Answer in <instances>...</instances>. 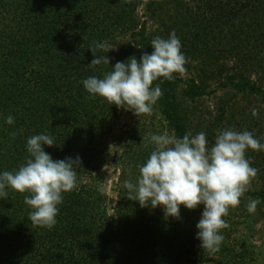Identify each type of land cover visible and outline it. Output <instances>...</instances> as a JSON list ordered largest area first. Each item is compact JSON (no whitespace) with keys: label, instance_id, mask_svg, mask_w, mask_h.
<instances>
[{"label":"trees","instance_id":"obj_1","mask_svg":"<svg viewBox=\"0 0 264 264\" xmlns=\"http://www.w3.org/2000/svg\"><path fill=\"white\" fill-rule=\"evenodd\" d=\"M139 1L0 0V175L14 173L26 163L27 140L38 134L54 139L53 146H43L53 159L79 156L81 160L75 168L76 187L62 193L57 223L51 229L33 226L28 219L33 209L24 198L30 193L5 188L7 196L0 197V264H154V253L174 264L192 259L182 236L185 230L197 228L199 216L193 209L182 205L179 218L168 217L160 206L141 207L138 202L134 209L121 199L110 214L99 203L98 185L90 178L93 171L88 163L96 157L90 144L101 136L97 133L103 119L111 122L117 116V108L99 95L91 97L82 81L90 76L103 78L116 62L153 51L154 34L146 32V22L138 29ZM150 4L152 14L161 21L160 37L167 39L174 30L186 59H202L194 68L203 77L192 80L188 91L192 105L187 100L179 102L176 88L183 82L181 77L166 80L156 108L169 129L183 138L196 123L205 124L211 117L215 121L209 119L206 124L211 139L210 125L224 121L228 129L250 131L264 144V111L250 109L260 95L264 99V89L243 74L257 65L254 50L264 46V0H151ZM94 41L121 43V49L97 50L98 56L110 58V64L93 68L89 47ZM223 52L235 55L241 68L218 85L227 89L229 98H223L221 107L227 108L218 117L211 110L198 112L196 103L211 92L207 91L210 74L219 76L211 69L209 54L224 56ZM237 94L240 99L231 106ZM253 108L259 110L257 116L252 115ZM9 115L14 117L11 125L6 123ZM3 126L17 135L13 138ZM246 158L259 170L253 179L262 184L240 198L237 209L242 211V223L251 216L246 205L250 198H258L257 207L262 205L264 210V150L248 149Z\"/></svg>","mask_w":264,"mask_h":264},{"label":"clouds","instance_id":"obj_2","mask_svg":"<svg viewBox=\"0 0 264 264\" xmlns=\"http://www.w3.org/2000/svg\"><path fill=\"white\" fill-rule=\"evenodd\" d=\"M85 39V37H84ZM153 51L128 58L127 62H116L103 78L90 76L82 81L91 97L99 95L110 105L133 111L135 115L151 114L152 106L163 95L159 84L153 82L163 77L174 80V73L183 76L187 59L182 53L181 41L173 30L167 39L159 36L151 41ZM89 49L94 59L89 66L110 64L107 55L98 56L97 50L108 53L114 49L110 43L93 42ZM252 115L259 110L253 108ZM9 125L14 117L6 118ZM14 138L17 133L12 132ZM149 142L155 145L150 157L139 165L140 175L136 183L124 181L127 198L139 201L141 207L163 206L168 217H180V206L195 209L203 204L202 217L196 227L200 247L206 252H216L224 237L220 230L227 227L222 218L230 207H237L240 198L248 191L258 169L251 166L246 152L264 150V144L252 132L233 129L220 130L215 143L209 147L204 132L183 138L175 135L149 134ZM54 139L46 134L33 135L27 140L30 157L17 171H4L0 175V197H6V187L20 193H30L24 202L31 209L28 219L33 226L51 229L57 223L58 205L62 193L76 187L75 168L81 160L67 157L55 160L44 150V145L53 146ZM104 192L101 186L98 189ZM260 200L249 199L247 210L255 213Z\"/></svg>","mask_w":264,"mask_h":264},{"label":"rangeland","instance_id":"obj_3","mask_svg":"<svg viewBox=\"0 0 264 264\" xmlns=\"http://www.w3.org/2000/svg\"><path fill=\"white\" fill-rule=\"evenodd\" d=\"M150 2L151 0H140L137 3L136 12L139 20L138 29L141 28L143 22H146V32L148 34L151 33V35L154 34L152 38L157 36L160 37L162 34L160 33L162 27L161 21L152 14ZM129 39H131V36L127 38V40ZM110 44L114 48L112 49L113 51L117 52L121 49V43L111 42ZM182 48L184 47L182 46ZM209 55L210 61L208 62L211 63V69L214 70L215 73H218L219 76L216 79L208 72L210 77L208 80L209 85L207 91L211 90V92L199 98L196 105L198 106V112L199 109L204 112L206 110H211L213 115L218 114L219 117L220 113L227 108V105L221 107L223 104V98L226 100H229V98L225 93L227 89L222 90L218 85L220 81L224 82L226 76L234 74L240 70L241 63L239 62L241 61H238L235 55L227 56V53L224 56L217 53H211ZM254 57L257 59V62L255 60L257 65L253 69H246L247 71L243 69L245 70L243 71V74L245 73L264 89V46L263 49L260 45L254 50ZM201 62L202 59L187 60L185 74L181 76L179 73H174L175 77H181L183 80V82L178 84L176 88V93L180 99L179 102L187 100L188 103H193V100L189 97L188 91L192 84V80H200L203 77L200 74L201 71L194 68L195 64L200 65ZM220 69L222 71H220ZM167 83L166 79L161 77L153 82L152 87L154 88L159 84L164 93L165 86L168 85ZM240 96V94H237V97H233L229 104L232 106L237 99H240ZM239 101L242 102V100ZM157 102L152 106L151 114L140 116L135 115L133 111L124 110L116 106L117 109L115 115L117 116L111 112L113 114L112 116H115L111 122L106 118L103 119V124H100L101 133H97L101 134L100 137H97V139L100 140H97L94 137L93 139L96 140L90 144V147H92L90 152L96 153V157L92 158L91 163H88L90 164L89 168L91 169V172L93 171L92 177L90 178L94 179L95 183L98 185V189L101 186L104 188V192L98 190L97 197L99 203H101V205L103 203L104 207H106L105 209H107V213L109 212L112 214L121 199H124V201L128 205L133 206L134 209L136 208L139 201L127 198L128 190L124 187V181L130 180L133 183L137 182L139 177L138 173H140L138 166L146 162L155 148V145L149 142V134H163L164 132H167L169 135H175V133L169 129L164 116L157 112ZM230 105H228V108ZM253 106L258 107V109L261 108L259 110L264 111V99L262 98V95H260L258 102L253 105L251 103L250 109ZM209 119L215 121L214 118L209 117ZM209 119L204 122L205 124L198 125L196 123L191 132H193L194 135L204 132L208 140V146L211 147L215 143V138L218 132L220 130L228 129L229 126L228 123L224 121L219 122L220 126L210 125L213 130L211 132L213 139H211L208 137V129H206L208 122L210 121ZM7 127L8 126H3V129H9L10 133L14 132V130L12 131ZM147 149H150L151 152L142 153V151L145 152ZM138 155L141 156V159H138L137 161L135 160V157ZM87 157L89 158L91 156L88 155ZM87 160L85 159V161ZM261 184L262 182L259 181V179H252L249 189H256L260 187ZM248 202L249 200L246 202V205ZM261 206L262 205H259L256 208L255 213L250 214V219L245 223H242L243 218L242 216L240 217L242 211L237 209L238 206L229 208L227 215L222 217L225 220L227 227L220 230V233L224 234L225 232V234L223 235L224 239L219 246V250L216 252H206L200 247L201 241L197 238V233L199 231L196 230L197 228H193V230H185V236H182V243L185 244L184 248L188 255L192 256V259L190 262H184V264H264V210L260 208ZM180 207H182V205ZM204 207L203 204H200L193 209L194 213L199 216V218H197L198 220L202 217ZM160 208L165 212L162 205ZM235 211L236 213H234ZM230 216L233 217L229 219L228 217ZM228 229L231 230V234L227 235L226 232ZM153 258L155 260L154 264H174L173 260L163 258L160 253H154Z\"/></svg>","mask_w":264,"mask_h":264}]
</instances>
